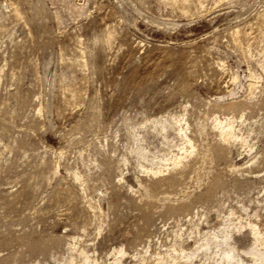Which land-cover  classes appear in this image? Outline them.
Masks as SVG:
<instances>
[{
  "label": "rangeland",
  "instance_id": "rangeland-1",
  "mask_svg": "<svg viewBox=\"0 0 264 264\" xmlns=\"http://www.w3.org/2000/svg\"><path fill=\"white\" fill-rule=\"evenodd\" d=\"M218 245L264 264V0H0V264Z\"/></svg>",
  "mask_w": 264,
  "mask_h": 264
},
{
  "label": "bare ground",
  "instance_id": "bare-ground-1",
  "mask_svg": "<svg viewBox=\"0 0 264 264\" xmlns=\"http://www.w3.org/2000/svg\"><path fill=\"white\" fill-rule=\"evenodd\" d=\"M184 121V120H183ZM163 124H164V121H163ZM173 124V123H172ZM177 124L179 125V130H180V132L181 133H183L184 134V136H185V138H188V140L185 142V143H187V142H191V140H190V137H188V134H187V130L183 127V125H181V121H179V119H178V121H177ZM217 125H219L220 127H221V135L226 139V140H231V139H236L237 138V134L235 135V133H234V127H233V122L231 121V120H228V121H226L225 123H223V122H219V124H217ZM157 126V125H156ZM165 126V125H164ZM168 126V125H167ZM167 126L165 127V128H167ZM157 128V127H156ZM163 128L164 127H162V130H163ZM170 129V128H169ZM168 130V129H167ZM175 130V129H174ZM179 130H178V132H179ZM165 131V130H164ZM164 131H163V133H164ZM169 131V130H168ZM166 135V134H165ZM168 135V134H167ZM179 136H180V133H179ZM163 137H165L164 136V134H163ZM166 138V137H165ZM183 138V137H182ZM192 143V142H191ZM183 145H185V144H183ZM183 147V146H182ZM190 147H192V146H190ZM185 151H187V150H185ZM184 153H186V152H184ZM179 155V154H178ZM186 155V154H185ZM183 156V155H182ZM177 157V156H176ZM181 158L182 157H180L179 156V158L177 157L176 159H175V163H179V161L181 160ZM185 158V157H184ZM183 158V159H184ZM177 165V164H176ZM153 171V170H152ZM159 171V170H158ZM161 171V170H160ZM154 172V171H153ZM186 241V240H185ZM217 241V240H216ZM222 243V242H221ZM220 244V243H219ZM223 244V243H222ZM228 244V243H227ZM219 246V250L221 251V260L224 262V264H232L234 261H236L238 264H244L241 260H236V257H235V255H233L232 254V251H233V249L232 248H230V249H226V248H224L222 245H218ZM227 246V245H226ZM184 248V247H183ZM182 252H183V250H182ZM185 252V251H184ZM219 252V251H218ZM83 253V252H82ZM119 254H121V253H123L122 251H119L118 252ZM183 254V253H182ZM161 255V254H160ZM160 255L158 256V258H157V261H156V263L155 264H161V261H162V258L160 257ZM189 256V255H188ZM185 256H182V255H179L178 256V259H181V260H184L185 258H184ZM189 257H191V256H189ZM193 257H195V256H193ZM155 259V258H154ZM194 259V258H193ZM192 259V260H193ZM191 260V261H192ZM83 261H84V264H97L96 263V261H91V259L87 256V255H85L84 256V259H83ZM118 261V259L116 258L115 259V263ZM185 261H189L188 259H187V257H186V260H184V262ZM93 262V263H92ZM189 263V262H188ZM189 264H194V263H189Z\"/></svg>",
  "mask_w": 264,
  "mask_h": 264
}]
</instances>
